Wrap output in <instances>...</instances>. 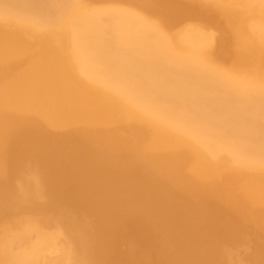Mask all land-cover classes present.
Here are the masks:
<instances>
[{
    "label": "bare ground",
    "instance_id": "1",
    "mask_svg": "<svg viewBox=\"0 0 264 264\" xmlns=\"http://www.w3.org/2000/svg\"><path fill=\"white\" fill-rule=\"evenodd\" d=\"M0 264H264V0H0Z\"/></svg>",
    "mask_w": 264,
    "mask_h": 264
}]
</instances>
